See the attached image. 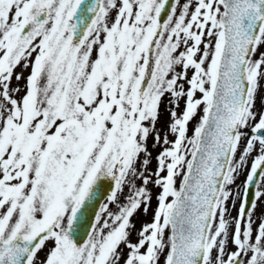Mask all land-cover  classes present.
I'll list each match as a JSON object with an SVG mask.
<instances>
[{
	"label": "snow or ice",
	"instance_id": "6c2138e0",
	"mask_svg": "<svg viewBox=\"0 0 264 264\" xmlns=\"http://www.w3.org/2000/svg\"><path fill=\"white\" fill-rule=\"evenodd\" d=\"M260 203L264 0H0V264H264Z\"/></svg>",
	"mask_w": 264,
	"mask_h": 264
},
{
	"label": "rangeland",
	"instance_id": "374dc122",
	"mask_svg": "<svg viewBox=\"0 0 264 264\" xmlns=\"http://www.w3.org/2000/svg\"><path fill=\"white\" fill-rule=\"evenodd\" d=\"M181 108H183V104L182 103H181ZM161 112H162V115H161L160 127L163 128L164 125L166 124V122L168 121L169 116H168V112L164 108L161 109ZM195 123H196V121H193V124H195ZM152 151H153V155L155 156L157 154V152L159 151V149H153ZM155 166H156V162H155V160H153V162H152V168L154 169ZM243 180H244V177L241 176L240 179L237 181V185L238 186L239 185H242ZM158 192H159V189L153 188L152 207L148 211L147 215H145L143 211H140L133 218V222L135 223L137 230L141 227V224L142 223H144V222H150L151 221L152 213H153V210L155 209L156 203H157L156 202V199H155V196H156V194ZM121 199L123 200V197H121ZM113 210H115V209H113ZM256 214H257V216H260V215L264 214V203H260L258 205L257 210H256ZM233 215H235V211H233ZM132 239L133 240L136 239L135 232L132 235ZM41 256H43V253H41ZM161 264H163V258L161 259Z\"/></svg>",
	"mask_w": 264,
	"mask_h": 264
},
{
	"label": "water",
	"instance_id": "95a60500",
	"mask_svg": "<svg viewBox=\"0 0 264 264\" xmlns=\"http://www.w3.org/2000/svg\"><path fill=\"white\" fill-rule=\"evenodd\" d=\"M108 183H109V182H107V181L105 182V187H107V184H108ZM254 191H255V188H253V192H254ZM103 202H104L103 200L100 201V203H103ZM98 210H99V205L97 204V205H96V208H95V211H98ZM91 220H92V222H94V214L91 216ZM83 232H84V230L81 229V231H80L79 234H80L81 236H83V235H84Z\"/></svg>",
	"mask_w": 264,
	"mask_h": 264
}]
</instances>
